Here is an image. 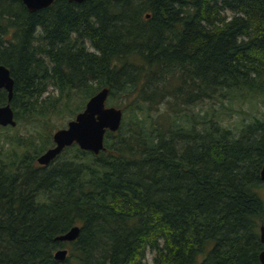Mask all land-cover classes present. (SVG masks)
<instances>
[{
    "label": "trees",
    "instance_id": "1",
    "mask_svg": "<svg viewBox=\"0 0 264 264\" xmlns=\"http://www.w3.org/2000/svg\"><path fill=\"white\" fill-rule=\"evenodd\" d=\"M0 64V264H261L264 113L221 110L264 101V0H0ZM104 87L123 112L104 149L39 165L54 118Z\"/></svg>",
    "mask_w": 264,
    "mask_h": 264
},
{
    "label": "water",
    "instance_id": "2",
    "mask_svg": "<svg viewBox=\"0 0 264 264\" xmlns=\"http://www.w3.org/2000/svg\"><path fill=\"white\" fill-rule=\"evenodd\" d=\"M29 12L48 7L54 0H21ZM80 3L84 0H68ZM0 89L7 92V100L10 101L13 92V79L9 69L0 64ZM108 88L104 87L93 94L85 103L84 108L70 119L65 127L55 130L52 134L53 146L47 148L36 158L39 165H48L61 151L76 143L82 150L98 154L104 149L106 131L115 132L119 129L123 112L120 108L107 106L106 99ZM16 125L14 112L9 102L0 105V126ZM260 180L264 183V162L259 172ZM80 228L72 226L66 232L56 235L58 241H73L77 238ZM259 237L264 244V224L259 227ZM67 248L57 249L53 256L62 261L67 256ZM259 261L264 264V249L259 253Z\"/></svg>",
    "mask_w": 264,
    "mask_h": 264
},
{
    "label": "rangeland",
    "instance_id": "3",
    "mask_svg": "<svg viewBox=\"0 0 264 264\" xmlns=\"http://www.w3.org/2000/svg\"><path fill=\"white\" fill-rule=\"evenodd\" d=\"M106 105L109 106L108 104ZM224 105L229 107L230 109L226 111L221 110L222 122L230 127L239 125L241 121H248L252 115L260 117L264 113V101L262 100V97H248V99L244 100L243 102H241L239 99H234L231 102L225 101ZM211 106L219 108V103L215 101L211 102ZM206 107L207 106H205V108ZM242 112H245L246 115L242 114ZM73 118L74 116H69L68 113L59 115L57 118H54L53 121L56 125V129H54L52 133L59 128L65 127L67 122ZM19 131H21V134H23L24 129H21V127H19ZM255 191L259 198L262 200L264 208V184L257 187ZM145 261L148 264L152 263V254L150 251L146 252Z\"/></svg>",
    "mask_w": 264,
    "mask_h": 264
},
{
    "label": "bare ground",
    "instance_id": "4",
    "mask_svg": "<svg viewBox=\"0 0 264 264\" xmlns=\"http://www.w3.org/2000/svg\"><path fill=\"white\" fill-rule=\"evenodd\" d=\"M106 138V137H105ZM44 166V165H43Z\"/></svg>",
    "mask_w": 264,
    "mask_h": 264
}]
</instances>
